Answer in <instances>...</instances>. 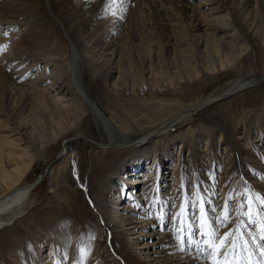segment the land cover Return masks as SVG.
<instances>
[{"label":"rangeland","instance_id":"obj_1","mask_svg":"<svg viewBox=\"0 0 264 264\" xmlns=\"http://www.w3.org/2000/svg\"><path fill=\"white\" fill-rule=\"evenodd\" d=\"M167 1L173 6H158L160 0H123L121 6L117 0L109 11L97 13L103 0H49V13L45 0H0V137L14 134V138L27 141L33 148L40 143L49 145L51 138H58L49 149L46 146L47 149L40 150L38 156L36 149L29 150L34 154V165L17 187L28 191L17 200L27 213L21 221L0 231V264H74L81 259V248L86 250L82 264H148L141 251L128 245L131 237L107 229L105 216H100L114 212L110 218L115 219L116 208L123 206L151 221L148 226L139 223L143 233L132 236H138L136 243L141 245L157 241V237L149 235L153 229H161L167 235L173 225L185 223V216L193 220L197 233L195 222L200 207L206 210L214 228L219 225L218 234L235 230L241 221L244 235L259 232V220L256 225H249L247 217L239 215L245 209L238 205L244 202L241 194L249 190L264 194V118L258 126L253 121L264 109V81L205 108L189 122L169 128L160 139H172L173 145L165 155L159 153L156 157L147 151L139 157L140 149L99 148L94 144L93 140L98 139L91 127L87 133L76 128L60 137L62 127L49 120L48 108L40 103V89L49 96L53 91L59 93V85L50 86L54 76L61 77L60 65L54 64L53 57L59 53L66 56L69 49L59 22L84 58V65L85 58L91 62L83 72V81L92 99L120 130L135 136L228 81L264 75V53L256 51L246 54L230 68L192 79L181 88L175 86L151 97L147 93L129 97L121 89L113 101L98 81L111 73L108 82L110 85L114 82V66H107L113 51L112 64L116 67L118 52L123 56L121 66L125 60L126 64L129 61L138 64L148 43H152L154 51L162 43L169 46L165 59L171 62L170 46L180 41L182 27L192 40L201 37L200 49L205 45V34L214 29L215 23L206 27L201 14L204 8L200 4L205 0ZM214 1H219L221 6L223 1L226 3ZM230 1L236 9L246 10L241 17L234 14L242 26L246 25L243 21L246 15L251 13L253 18L255 4L262 8L264 3L263 0ZM224 7L218 15L227 12ZM244 32L248 33L247 28ZM252 41L258 45L257 39ZM220 124L226 127L225 132L219 133ZM190 129L188 136L185 132ZM218 134L221 140H217ZM156 138L159 139L155 137L145 145L157 146L161 140ZM205 140H210L208 147ZM1 145L4 146L0 139ZM3 164L9 166L6 161ZM49 167L52 172L43 175ZM130 173L134 176H129ZM74 174L86 186V192L75 183ZM229 196L232 197L227 201L229 219L222 224L220 217ZM199 197L205 202L200 203ZM186 200L196 202V206L177 218ZM95 205L99 213L93 208ZM52 226H56L54 234ZM174 235L177 237V233ZM242 255L245 264H249L251 253Z\"/></svg>","mask_w":264,"mask_h":264},{"label":"bare ground","instance_id":"obj_2","mask_svg":"<svg viewBox=\"0 0 264 264\" xmlns=\"http://www.w3.org/2000/svg\"><path fill=\"white\" fill-rule=\"evenodd\" d=\"M225 1L226 3L223 1L222 6L223 9L225 8L224 6H226L227 12L221 15H218L222 12V6L219 1L205 0L201 4L199 3L200 6L204 8L201 14L206 20V27H210V23H215L213 25L214 29H212L210 33L205 34L206 37L203 39L205 40V45L203 49H200L201 37H199L198 40H192L189 33L182 27V31L179 32L178 40L180 41L176 46H170L171 57L173 58L171 62L165 59V54H169V46L166 45V47H164L162 43L158 44L155 51L152 50V43H148L144 49L143 59L139 60L138 64H134L133 61H129L128 64H126L125 60L123 62L124 65L121 66L120 61L123 56L121 52H118L119 64L116 67L115 64H112L115 55L113 51L110 59L107 61V66H114L115 75H113V79L115 80L112 85H110L108 78L111 73L104 74L102 79L98 80L100 86L104 88L107 94L113 97V101L116 100V92L121 89H125L129 97L134 96L133 94L135 93L141 95L147 93L148 96L151 97L158 92H167L175 86V88H181L192 79L204 78L218 70L230 68L236 61L246 56V54L252 55L256 53V51L264 53V11L262 10L264 3L262 8H260L258 4H255L253 18H251V13L246 15L243 20L246 25L242 26L238 24L234 14L239 17L243 16L246 11L245 8L236 9L237 7H234L233 1ZM106 2L107 0H103L102 5L96 10L97 13L102 10L105 11ZM45 5L47 11L50 13L49 0H45ZM169 5L173 6L167 0H160L158 4V6L162 7ZM154 10L157 11V8H154ZM90 13L92 14V12ZM55 20L59 22L57 19ZM59 23L60 25L58 24V26L69 43L68 54L66 56L59 53L55 58L53 57V60L56 59L54 64L60 65L61 77L55 79L57 75H53L54 79L53 81L51 80L52 84L50 86L52 88L53 86L56 87L59 85V93L53 91L54 94L49 96V93H46V90L44 91L42 89H38V93L40 103L48 108L49 120L62 127L60 137L66 135L70 131H74L76 128L87 133L90 132L91 127L96 132V138L98 139V141L93 140L95 141L94 144L99 148H114L120 150L140 149L141 153L139 157L146 153V151L151 152V154L153 152V156L155 157L159 153L165 155V152L173 145V141L172 139H170V141L160 138L168 132L169 128H172L176 124L189 122L191 117L199 115L205 108L214 106L223 99L251 86V84L264 81V75L236 78L228 81L199 99L193 105L178 112L176 115L160 118V122L157 121L153 123L155 126H148L145 132L139 136H135L132 132L120 130L114 124L113 120L108 117L92 99L91 92L85 88L83 81V72L86 71L87 67H89L88 63L91 62L85 58L86 63L84 65V58L80 57L77 46L71 41L72 39H69L65 31L66 29H64L65 27L61 25V22ZM245 28H247L249 34L244 32ZM71 35H74V31L71 32ZM253 39L258 40V45L253 44ZM221 52L223 53L221 54ZM177 55L179 58H177ZM94 74L95 70H93V75ZM114 76L117 78H114ZM106 93L103 94L104 97ZM46 96H49V99H47ZM105 98L109 100L108 97ZM109 107L111 106L109 105ZM259 113L261 115H256L253 120L256 126H258L259 120L264 118V109ZM217 127H219V133L226 131V127L224 128L221 124L220 126L217 125ZM191 130L192 129L189 131L186 130L185 133H188L189 136L192 132ZM13 135L0 137L1 143L4 144V146H0V231L9 228L16 221H21L27 213L25 206L22 203H17V200L28 191L24 188L18 189L17 187L24 182L25 176L30 173L34 165V154L29 150L36 149L35 151L38 156L40 150H45L46 146L49 149L58 139L56 137L51 138V140H49V145L38 142L40 145L33 148V145L27 143V141L21 138H14ZM155 137H159V139H156L161 140L159 141L161 143L152 148L145 145L148 144L149 140ZM216 137L217 140H221V135L218 134ZM195 142L199 141L196 140ZM209 143L210 140H205L206 147L209 146ZM6 147L11 149L8 150ZM158 148L159 150L157 151ZM127 153L128 151H126V154ZM3 161L8 163L9 166L7 168L4 167ZM51 168L52 167L46 168L43 175L51 173ZM129 176L134 175L130 173ZM146 177L143 179H146ZM73 178L80 189L86 192V186L79 183V179L75 174ZM140 180L141 179H138L139 183H141ZM57 196L64 197V195L59 193H57ZM93 208L99 213L96 205ZM102 208L100 211L104 209ZM116 210H118V215L114 217L115 219L110 218L114 212L110 213V215H107L106 212L100 214L101 217L105 216V227L109 230H114L115 233H119L118 235L124 234V237H131L130 240H133V242L130 243V241L128 245L135 247L134 250L141 251V256H143V259H145V262L148 264H212L213 260L224 259L220 257H212L209 259L207 252L199 253L195 248L185 252L178 251V241L174 233H177L181 227L186 226V233H191L192 240L199 241L205 239V237L196 233L193 220L188 217H184L185 223L182 222L179 226L173 225L170 230H167L168 233L173 232L172 234L174 236L172 234V236L168 235V233L167 235L163 234L161 229H153L149 235H151V237H157V241H153L152 243L148 242L149 244L146 242L141 245L138 242L136 243L138 236L143 233V227H141L139 223L144 222L142 226H148L151 221L150 223L149 221L147 222L141 213L138 214L135 210H131V208L127 206L120 207V209L117 207ZM197 224L198 221L195 222L196 226ZM212 225L213 224H210V226L214 228ZM221 229L222 227L220 230ZM254 229L256 232V226ZM55 230L56 226H52V234L56 233ZM137 234L138 236L132 237ZM244 238L248 239L249 244L257 239L254 233L251 238H249L248 235H244ZM151 246L157 247L154 248ZM201 246L206 248V245ZM254 251L256 252L255 258L259 259V249H254ZM240 255L241 254L238 253L236 256V264H245V262L241 260ZM247 256L249 257V253ZM251 257L252 253L250 255V264H255V261L252 260ZM226 259L228 261L233 259L231 251L227 254Z\"/></svg>","mask_w":264,"mask_h":264},{"label":"snow or ice","instance_id":"obj_3","mask_svg":"<svg viewBox=\"0 0 264 264\" xmlns=\"http://www.w3.org/2000/svg\"><path fill=\"white\" fill-rule=\"evenodd\" d=\"M117 3V0H107L105 3V11L110 10V5ZM121 6L123 5V0H119ZM114 14V13H113ZM7 35V33H5ZM244 196V202L240 203L238 207L245 209V211L239 213V215L247 217V223L249 225H256L259 220V232L256 233L258 239L252 241L249 244L248 239L244 238L243 232L240 230V225L243 221L237 224V228L231 232H225L223 234H218V227L212 228L209 224V219L207 217L206 210L203 207L198 209L200 215L198 219V224L196 226L197 234L205 237L203 240L194 241L191 238V233H186V226L181 227L177 232L178 241V251L185 252L190 251L193 248L199 253L207 252L209 259L212 257L224 258L221 260H213L212 264H236V256L239 252L241 254V260H244V252L252 253L251 259L255 261V264H264V194H259L255 190H249L248 193H242ZM232 197L226 198L224 211L220 217L221 223H226L229 217L227 216L228 200ZM199 202L203 203L204 198L199 197ZM196 202L185 201V204L181 205V211L177 214V218H180L181 213H186L189 207H195ZM163 215V214H162ZM161 215V218H162ZM185 218H187L185 216ZM186 233V234H185ZM249 238L252 237V233L247 234ZM201 245H206L202 247ZM254 249H259V259H256V252ZM231 251L233 259L228 261L226 259L227 254ZM81 259L74 261V264H82V260L86 255V250L84 248L80 249ZM67 257H65L66 259ZM250 264V261H249Z\"/></svg>","mask_w":264,"mask_h":264},{"label":"water","instance_id":"obj_4","mask_svg":"<svg viewBox=\"0 0 264 264\" xmlns=\"http://www.w3.org/2000/svg\"><path fill=\"white\" fill-rule=\"evenodd\" d=\"M252 85V84H251Z\"/></svg>","mask_w":264,"mask_h":264}]
</instances>
